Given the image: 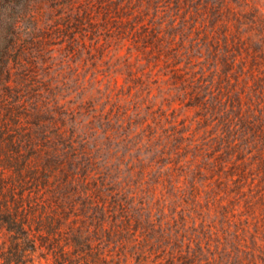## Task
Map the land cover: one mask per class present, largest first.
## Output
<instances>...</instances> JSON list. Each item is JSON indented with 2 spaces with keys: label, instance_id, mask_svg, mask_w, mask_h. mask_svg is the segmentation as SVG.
Segmentation results:
<instances>
[{
  "label": "rangeland",
  "instance_id": "rangeland-1",
  "mask_svg": "<svg viewBox=\"0 0 264 264\" xmlns=\"http://www.w3.org/2000/svg\"><path fill=\"white\" fill-rule=\"evenodd\" d=\"M60 2L40 5L36 36L52 16L81 18L46 59L130 213L113 250L264 264V0Z\"/></svg>",
  "mask_w": 264,
  "mask_h": 264
},
{
  "label": "trees",
  "instance_id": "trees-1",
  "mask_svg": "<svg viewBox=\"0 0 264 264\" xmlns=\"http://www.w3.org/2000/svg\"><path fill=\"white\" fill-rule=\"evenodd\" d=\"M43 2L0 0V264H129L113 250L125 244L127 205L63 107L46 59L81 18L52 16L37 38Z\"/></svg>",
  "mask_w": 264,
  "mask_h": 264
}]
</instances>
